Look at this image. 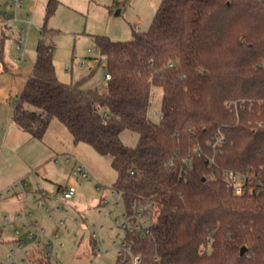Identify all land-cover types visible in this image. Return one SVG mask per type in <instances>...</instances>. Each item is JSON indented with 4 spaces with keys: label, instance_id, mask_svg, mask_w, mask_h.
Masks as SVG:
<instances>
[{
    "label": "trees",
    "instance_id": "16d2710c",
    "mask_svg": "<svg viewBox=\"0 0 264 264\" xmlns=\"http://www.w3.org/2000/svg\"><path fill=\"white\" fill-rule=\"evenodd\" d=\"M57 3H47L13 120L42 139L57 118L75 143L109 158L126 210L154 205L151 232L126 236L142 264H264V192L255 179L235 193L223 173L264 179V0H161L134 38L93 35L110 74L95 85L91 74L57 75L45 36ZM153 86L162 87L159 121L149 115ZM126 129L135 145L122 140ZM196 145L201 153L182 169ZM216 150L221 159L211 162Z\"/></svg>",
    "mask_w": 264,
    "mask_h": 264
},
{
    "label": "rangeland",
    "instance_id": "374dc122",
    "mask_svg": "<svg viewBox=\"0 0 264 264\" xmlns=\"http://www.w3.org/2000/svg\"><path fill=\"white\" fill-rule=\"evenodd\" d=\"M47 1L21 0L15 12L11 7V1L0 0V16L5 21V24L0 23L1 122L7 121L9 116L12 118L15 102L33 70L37 46L43 36L42 27L45 22ZM160 3L161 0H58L55 12L47 21L50 31H47L45 36L55 43L54 61L59 79L69 82L91 74L89 85L105 83L107 80L105 57L96 48L93 35L103 34L112 40L132 39L134 30H147L150 27ZM152 92L149 115L154 121H159L162 87L153 86ZM47 129L49 130L43 139L32 137L30 133H19L14 140L10 134L3 154V162H7V167L4 163L1 168L4 167L11 175L15 174L24 164L23 160L27 158L29 162L35 163L31 172L32 178L35 180L38 178L49 191L57 190L60 184L76 186L77 193L70 201L60 198L49 199L47 194L43 193V189L36 193L44 205L66 204L73 211L74 207L78 208L76 213L80 219L76 224L67 222V226H60L57 222L59 215L52 219L43 207L37 206L33 199L34 194L27 185L25 205L33 210V218L38 219L49 230L59 232V238L64 242V246L58 248L61 263L87 264L90 257L98 260L91 250L88 229L92 225L100 221L104 223L101 234L106 247H113L114 240L120 242L125 237L123 229L119 227L111 229L112 225L116 224V219H121L126 210L124 199L120 198L118 204L112 203L110 206L112 213L107 212L103 216L100 210L105 208L98 204L105 196L110 202L119 197L117 193L112 194V185L117 173L108 157L98 153L87 143H79L80 153L78 152L76 156L96 167L99 175L96 177L92 170L89 176L75 174L77 160H68L63 153L68 146L67 141L71 138L70 131L57 118L51 120ZM0 135H3L2 131ZM121 137L129 145H135L138 140L137 134L127 129L122 132ZM56 157H59L58 162L55 160ZM7 188L8 186L3 189L4 191L1 190L6 194L5 197L0 196V225L4 216L10 214L5 213L11 211L14 204L15 206L19 204L14 197L18 189L8 193ZM74 203L77 206H74ZM76 213L73 212L74 215ZM16 225L20 227V224L16 223L5 230L10 240L0 244L2 261L6 260L9 249L17 248L16 241L11 240L19 237V233L14 230ZM116 259V249H112L104 256L102 264L114 263Z\"/></svg>",
    "mask_w": 264,
    "mask_h": 264
},
{
    "label": "built area",
    "instance_id": "2783aa9c",
    "mask_svg": "<svg viewBox=\"0 0 264 264\" xmlns=\"http://www.w3.org/2000/svg\"><path fill=\"white\" fill-rule=\"evenodd\" d=\"M11 1V7L16 9L20 6L21 0H6ZM105 67V65H104ZM106 79L110 78V74L105 72ZM223 136H218L216 142L212 143L213 147L216 148L219 142H222ZM201 147L196 145L189 156H186L182 160V169H190L193 163V155L200 154ZM58 157L55 158L58 161ZM67 159H72V156H67ZM221 159L220 152L215 151L214 155L210 158L211 162H216ZM172 162V161H171ZM75 174H81L83 176H89V171L82 164L76 165L74 170ZM224 178L228 185L233 189L235 193H243L250 187V184L256 179L257 189L264 192V179L259 178L260 174H255L254 171L248 170L239 171L225 168L223 170ZM26 182L23 179L16 181L13 185L8 186L6 192H12L14 189L20 190L23 197L25 194ZM252 190V188L250 187ZM4 191V190H3ZM0 192V196L4 197L6 193ZM77 193V188L75 185L70 184L61 188L55 199L70 201ZM118 194V198L115 201L110 202V200L105 196L101 203L104 210H100L101 215L110 212L112 210L110 206L112 203H119L120 198H122V192L117 191L112 187V194ZM37 206L43 207L44 210L49 214V217L54 219L55 216L59 215L57 220L60 226H67V222L70 224H76L79 221L77 214H73L70 206L57 204V205H44L43 200L35 194L33 196ZM156 208L154 205L148 207L145 204H133L132 210H125L121 219H116V224L112 225L111 229L114 227H119L125 231V237L122 241L118 242L114 240L113 247H106L104 245V238L101 234V229L104 223L100 221L98 224L92 225L88 230L90 233V242L92 254L97 256L98 260L90 257L87 264H102V260L106 254H108L112 249H116L117 259L111 264H142L143 257L140 253L134 252L133 245L126 238L127 234H140L141 236H146L151 232L152 223L156 218ZM32 212L22 208L21 211L5 215L3 223L0 225V241L3 240V233L9 228L10 225L16 223L20 224L15 226V231L20 233V230L25 231V237L19 236L16 238L17 248H11L6 253V260L2 261L0 259V264H63L60 261V255L58 248L64 246V242L60 240L59 232H48L47 228L42 225L39 220L32 217ZM101 216V217H102ZM69 231V228L67 229ZM205 249V248H204ZM204 249L202 251H204Z\"/></svg>",
    "mask_w": 264,
    "mask_h": 264
},
{
    "label": "crops",
    "instance_id": "0c3cea01",
    "mask_svg": "<svg viewBox=\"0 0 264 264\" xmlns=\"http://www.w3.org/2000/svg\"><path fill=\"white\" fill-rule=\"evenodd\" d=\"M48 1H47V3H48ZM46 7H47V5H46ZM0 23L1 24H5V21L1 18V16H0ZM0 126H1L0 127V133H1V131L3 133V135H0V191L3 190L4 188H6L7 186H9L10 184H12L14 181H16L18 179H23V180H26L25 182H26V185H27L28 189H30L33 192L34 195L37 193L38 190H40V189L42 190L43 189L42 190L43 193L44 194H47V196H48L49 199L55 198L54 196L57 195L58 191L61 188H63L64 186L68 185V184H60V185H58L57 190H52V191H49L47 188H44V186L42 185V183L40 182V180L38 178L36 180L34 178H32L33 177V174L31 172H33L32 170H33V168L35 166L33 164H35V163L29 162V160L27 158H25V160H23L24 161V164L21 166L20 170L17 173H15V174H12L11 175L9 172H7L5 170L4 167H3V169L1 168L4 163H5L4 166L7 167V162H3V154H4V151H5V148H6L5 147L6 146L5 144L7 143L8 139H9V135L11 134L12 135L11 138L14 139V140H16L17 137L19 136V133L22 134V133H29V132L26 131L25 129H23L22 127H20L13 120V113H12V118H11V116H9V118H8L7 121H3V122L0 121ZM7 126H8V128H7ZM48 130L49 129H46L44 136L47 135ZM44 136H43V138H44ZM72 139H73V136L71 134V138H69V140L67 141L68 146L65 148V151H63V153L66 154L65 157L67 158V156H72V159L77 160L76 163L82 164L83 166H85V168L88 169L89 173L92 170V172L97 177V175H99V173L97 171V168L94 167L93 165H91L90 163H87L85 161H82L79 156H76V154H78V152H79V150H78L79 147H80L79 145H81V144L75 143L74 140H72ZM58 161H59V159H58ZM8 164H9V162H8ZM37 174H38V172H37ZM97 180L101 184L99 178ZM25 194H26V192H25ZM25 194H24V197H23L22 193L19 190L16 191L14 197L17 198L19 204L17 206H15V204H14L13 205V208H11V211H7V213H5V214H9V213L10 214H14V213H17V212L21 211L22 208H25L26 210L31 211L32 214H33V210L32 209H28L26 207V205H25L26 204L25 203V196H26ZM101 201L102 200L99 201V203H98L99 205H102ZM73 205L74 206H77L75 203ZM74 208H75L74 211L76 213L79 209L76 208V207H74ZM74 211L72 210V212H74ZM46 228H47L48 232H53L52 230H49L48 227H46ZM14 230H15V228H14ZM21 230H23V229H21ZM19 236L25 237L26 236L25 235V231L23 230L22 233L20 232L19 233ZM9 240L10 239L6 236V233L4 232L3 233V240L0 241V244L3 243V242L9 241ZM11 240H15L16 241V238H13Z\"/></svg>",
    "mask_w": 264,
    "mask_h": 264
},
{
    "label": "water",
    "instance_id": "95a60500",
    "mask_svg": "<svg viewBox=\"0 0 264 264\" xmlns=\"http://www.w3.org/2000/svg\"><path fill=\"white\" fill-rule=\"evenodd\" d=\"M246 251V247H242L241 248V253L245 252Z\"/></svg>",
    "mask_w": 264,
    "mask_h": 264
}]
</instances>
